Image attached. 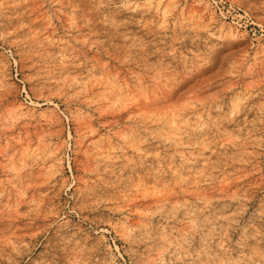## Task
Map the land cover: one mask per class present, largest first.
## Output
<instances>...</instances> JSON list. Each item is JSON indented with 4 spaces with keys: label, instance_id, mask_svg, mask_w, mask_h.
<instances>
[{
    "label": "rangeland",
    "instance_id": "obj_1",
    "mask_svg": "<svg viewBox=\"0 0 264 264\" xmlns=\"http://www.w3.org/2000/svg\"><path fill=\"white\" fill-rule=\"evenodd\" d=\"M0 264H264V0H0Z\"/></svg>",
    "mask_w": 264,
    "mask_h": 264
}]
</instances>
